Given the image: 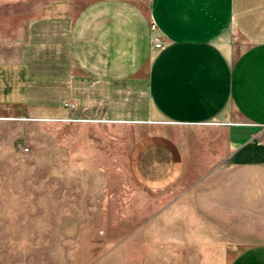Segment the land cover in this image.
<instances>
[{
	"label": "crops",
	"instance_id": "crops-1",
	"mask_svg": "<svg viewBox=\"0 0 264 264\" xmlns=\"http://www.w3.org/2000/svg\"><path fill=\"white\" fill-rule=\"evenodd\" d=\"M6 2L0 101L38 88L80 118L134 123L137 168L264 166V0ZM231 264H264V244Z\"/></svg>",
	"mask_w": 264,
	"mask_h": 264
},
{
	"label": "rangeland",
	"instance_id": "rangeland-1",
	"mask_svg": "<svg viewBox=\"0 0 264 264\" xmlns=\"http://www.w3.org/2000/svg\"><path fill=\"white\" fill-rule=\"evenodd\" d=\"M0 1L4 62L15 25ZM6 92L0 264H231L264 244V166L137 168L134 123L80 118L38 88L26 106Z\"/></svg>",
	"mask_w": 264,
	"mask_h": 264
},
{
	"label": "built area",
	"instance_id": "built-area-1",
	"mask_svg": "<svg viewBox=\"0 0 264 264\" xmlns=\"http://www.w3.org/2000/svg\"><path fill=\"white\" fill-rule=\"evenodd\" d=\"M153 47L155 49H158V48L161 47V42H160V40L158 38H154ZM66 106L71 109V108L74 107V104L73 103H67Z\"/></svg>",
	"mask_w": 264,
	"mask_h": 264
}]
</instances>
